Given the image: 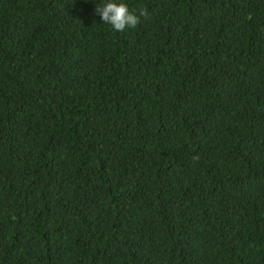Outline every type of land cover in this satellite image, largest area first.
Here are the masks:
<instances>
[{"label": "trees", "instance_id": "trees-1", "mask_svg": "<svg viewBox=\"0 0 264 264\" xmlns=\"http://www.w3.org/2000/svg\"><path fill=\"white\" fill-rule=\"evenodd\" d=\"M0 0V264H264V0Z\"/></svg>", "mask_w": 264, "mask_h": 264}, {"label": "clouds", "instance_id": "clouds-1", "mask_svg": "<svg viewBox=\"0 0 264 264\" xmlns=\"http://www.w3.org/2000/svg\"><path fill=\"white\" fill-rule=\"evenodd\" d=\"M95 12L103 23L111 25L116 31H123L126 27L135 28L142 17H148L146 8L141 7L138 12H130L125 3H117L115 0H107L102 5L95 7Z\"/></svg>", "mask_w": 264, "mask_h": 264}]
</instances>
